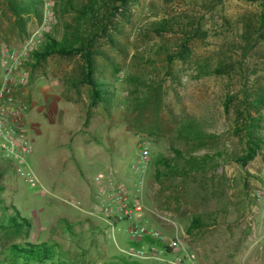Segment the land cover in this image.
<instances>
[{"label": "rangeland", "instance_id": "1", "mask_svg": "<svg viewBox=\"0 0 264 264\" xmlns=\"http://www.w3.org/2000/svg\"><path fill=\"white\" fill-rule=\"evenodd\" d=\"M69 1L82 8L90 0ZM46 3L47 34L57 40L76 32L89 36L90 21L79 22L67 0ZM261 15L257 2L245 0H136L128 11L120 9L105 21V33L92 40L104 54L95 56V77L112 93L108 111L102 104L90 105L80 55H51L39 63L30 56L18 70L25 83H15L12 93L25 106L23 122L33 152L19 165L20 174L0 163V214L13 205L30 220L31 229L27 236L0 232V249L14 242H48L61 246L68 264H122L118 259L159 264L124 254V221L111 228L89 214L101 201L100 186L124 185L129 197L142 204L146 224L179 240L198 264H264V147L244 165L234 159L248 147L244 97L264 96ZM23 18L26 33L0 0L1 61L41 23L33 16ZM162 20L169 29L154 33L153 23ZM185 43L190 58L169 62L167 56ZM3 75L2 68L0 82ZM36 81L55 88L56 98L48 102L52 111H28ZM156 94L162 100L158 105ZM249 112L262 117L264 140V108ZM141 143L149 148L150 163L143 174H133L129 167ZM160 156L172 167L156 163ZM199 159H205L202 171L196 168ZM34 174L41 183L36 188L25 180ZM99 174L103 179L97 185L93 181ZM256 193L262 195L259 200ZM45 197L41 220L48 225L43 226L31 213L34 202L41 207ZM63 199L78 202L87 213L68 215ZM64 220L76 236L66 232Z\"/></svg>", "mask_w": 264, "mask_h": 264}, {"label": "trees", "instance_id": "2", "mask_svg": "<svg viewBox=\"0 0 264 264\" xmlns=\"http://www.w3.org/2000/svg\"><path fill=\"white\" fill-rule=\"evenodd\" d=\"M10 11L12 12L16 25L19 30L26 33V20L25 17L33 16L37 21H41L43 17L44 0H4ZM136 0H90L89 4L84 5L82 8L71 6V2L67 0V6L74 7V11L77 13L76 18L79 22L85 20L90 21L89 27L91 31L88 37H84L78 32L72 34L71 38L64 36L61 40L53 38L51 35L46 34L45 43L42 48L31 53L35 63H39L45 60L51 55L70 56L78 54L84 61V72L81 78V82L88 85L90 88V105L102 104L106 111L111 106L112 93L107 88L106 82L98 80L96 78L97 67L95 56L103 57L104 54L101 50L93 48L92 40L96 34L105 33V21H109L110 17L117 13L120 9L122 11H128L129 6ZM248 2H257L262 8L261 23L264 21V0H245ZM66 9V8H65ZM67 10V9H66ZM101 12L103 16H97ZM84 22V21H83ZM85 22V23H86ZM94 22V23H93ZM169 29V25L166 21L162 20L154 22L152 31L156 34H160ZM78 30V29H77ZM76 30V31H77ZM111 36H107L110 38ZM111 40V38H110ZM115 45V42L111 40ZM1 45H0V78L2 73L1 66ZM173 58L178 59L181 62H186L190 58V49L187 44H181L176 52L167 56L169 62ZM202 74H198L200 77ZM204 75H207L205 73ZM244 104L246 108V125L244 128L245 135L247 137V150L244 155L234 158L242 165L253 160L261 149L264 147V140L260 136L262 130V124L260 116V110L264 108V96L260 93H254L252 95H246L244 97ZM162 100L155 95L153 99L154 104L158 105ZM253 109L258 112V116H251L249 110ZM200 160V161H199ZM195 161L197 171H202L205 164V159H199ZM163 166L172 167L169 160L160 156L156 162ZM5 213L0 214V232L5 234L15 235H28L31 229V222L28 218L21 215L19 210L13 205L5 208ZM65 223L66 232L73 237L76 236L72 232L71 225L67 221ZM194 226H199L198 220H193ZM120 263L127 264L125 260L118 259ZM131 264H138L137 262H130ZM0 264H68L65 252L61 246L56 243H31L27 241L14 242L0 249ZM116 264V263H111Z\"/></svg>", "mask_w": 264, "mask_h": 264}, {"label": "built area", "instance_id": "3", "mask_svg": "<svg viewBox=\"0 0 264 264\" xmlns=\"http://www.w3.org/2000/svg\"><path fill=\"white\" fill-rule=\"evenodd\" d=\"M44 5L46 8L50 4ZM40 22L18 50L6 51L1 61L4 75L0 82V163L12 165L17 174H20L19 165L24 164L32 155L33 147L23 122L25 106L14 100L12 86L15 83H25L24 76L18 70L28 61L31 53L44 43L50 28V19L43 14ZM138 149V156L129 167L133 174H143L150 163L148 146L141 143ZM21 177L25 178L24 175ZM102 179L103 176L99 174L94 177L93 182L99 185ZM25 180L32 188L41 186L35 174ZM255 197L259 200L262 195L256 193ZM97 198L101 201L94 203L89 214L99 217L111 228L120 221L126 223L128 243L124 254L129 259L152 260L159 264H198L196 256L187 252L179 240L146 224L142 204L129 197L124 185H115L110 189L100 186ZM71 204L80 209L78 202L71 201ZM110 238L118 247L114 233Z\"/></svg>", "mask_w": 264, "mask_h": 264}, {"label": "crops", "instance_id": "4", "mask_svg": "<svg viewBox=\"0 0 264 264\" xmlns=\"http://www.w3.org/2000/svg\"><path fill=\"white\" fill-rule=\"evenodd\" d=\"M54 91H55V88L53 86L49 85L48 83H45L43 81L33 82L31 93L29 94V98H28L29 99V109H28V111H30L31 108L32 109L37 108L35 110L39 111V112L41 110H43V109H44L45 112L52 111L51 108H49V106H48V102H49V100H51L52 98L55 97L54 94H53ZM84 100L86 101V99H84ZM44 103H45V105H44ZM42 105H44V106H42ZM27 114H28V112H27ZM33 122L34 121L32 120V123L30 125L32 126L33 129H35L36 128V124L33 123ZM35 131H36V129H35ZM92 135H94L93 132H92ZM62 193L67 194L66 192H62ZM47 200H48V198L45 197V200H43L44 203L42 202L43 206H41V207L37 206L38 204H40L39 201L38 202H34L33 211L31 213L32 218L39 219V224H43V226L44 225H48L47 224L48 223L47 220L46 221L45 220H43V221L41 220L42 219L41 216L45 213L44 210H45V207H46V203L48 202ZM63 202H64V204L61 203V206L64 209V211H66L65 213H70L68 215H71L72 213L73 214L74 213L78 214L79 212L87 213L86 210H83L81 208L80 209L75 208L74 205L71 204L70 200L63 199ZM62 215H66V214H62ZM43 219H45V218L43 217ZM48 219H50V218L48 217Z\"/></svg>", "mask_w": 264, "mask_h": 264}]
</instances>
